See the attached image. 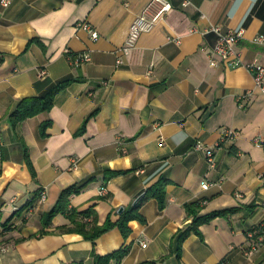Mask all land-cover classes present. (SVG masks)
Returning a JSON list of instances; mask_svg holds the SVG:
<instances>
[{"label":"crops","instance_id":"obj_1","mask_svg":"<svg viewBox=\"0 0 264 264\" xmlns=\"http://www.w3.org/2000/svg\"><path fill=\"white\" fill-rule=\"evenodd\" d=\"M148 1L0 2V244L11 245L0 264H94V253L125 244L130 250L118 264H216L224 257L231 264H264V243L246 253L248 230L264 219V93L244 67H211L206 55L217 39L211 27H241L242 58L264 64V44L252 41L264 34V0H169L166 17L143 32L117 65L129 24ZM84 23L97 31L96 39ZM66 49L91 59L72 66ZM66 78L73 80L49 111L12 128L9 113L21 98L43 94ZM245 93L240 106L237 97ZM94 110L84 132L75 134ZM47 119L51 125L42 136L39 125ZM226 129L233 137L220 144ZM196 141L213 150L214 168L204 150L193 148ZM105 169L120 172L105 181ZM160 177L168 179L166 205L160 209L155 198L146 200L140 207L146 223L130 221L126 239L118 227L94 242L58 231L69 224L60 213L43 224L69 185L93 179L70 196V205L92 206L102 224ZM204 180L216 184L204 189ZM41 189L45 200L14 215L3 229L2 222ZM196 200L202 214L237 209L200 225L202 236L190 233L177 257L174 237L191 220L185 204Z\"/></svg>","mask_w":264,"mask_h":264},{"label":"trees","instance_id":"obj_2","mask_svg":"<svg viewBox=\"0 0 264 264\" xmlns=\"http://www.w3.org/2000/svg\"><path fill=\"white\" fill-rule=\"evenodd\" d=\"M29 45V44H28ZM73 79H63L57 82L55 85L51 86L45 93L40 95H33L28 97L21 98L13 110L9 113V120L12 124V128L14 129L17 124L21 121L32 117L40 112L49 111L55 100V96L58 92L63 90L67 85L72 82ZM95 113V110L92 111L88 117L83 121L79 129L75 132V134H81L85 130V124L87 119L91 117ZM51 125V120L47 119L40 123L39 125V133L40 135H46V129ZM222 144V142H219ZM24 155L26 165L32 175L35 177V171L33 169L32 163L28 157L27 147L24 146ZM2 161V152L0 148V166ZM120 171H114L111 169H105L103 178L105 181L110 179L112 176L118 174ZM93 179H88L87 181L81 182L79 184H72L65 188H63L55 202V204L46 212L45 219L43 220V224L46 226L51 222V219L54 215L60 213L63 214L69 220L68 225H63L58 227V231H73L80 233L84 238L95 241L101 234L111 229L112 227H118L122 236L126 239L131 233L130 221L137 220L140 223H146L144 216L140 213L141 205L148 200L149 198H155L158 207L160 209L164 208L166 205V184L168 183V179L165 177H160L156 182L150 185L143 193L141 198L133 203L132 205L125 207L121 213L118 214L117 218L112 219L111 215L108 214L102 224H98L97 213L93 209L92 206H88L84 209H78L72 205H70V196L72 194H77L80 192L86 184ZM37 194L31 199L27 200L22 206H20L17 210H15L4 222H2L1 226L3 229H8V222L14 215H21L23 210L28 208H32L37 202ZM202 206L201 200H196L191 203L185 204V210L187 215L191 218L190 222L178 233L175 235V243H176V251L177 257L181 255V246L183 241L190 235V233H196L200 237V225L207 223L214 219L215 217H227L229 214L235 212L236 207L215 209L209 211L207 213H200V208ZM24 217V216H23ZM24 219V218H23ZM257 227V225L251 227L249 230H253ZM46 232L45 230H40V233ZM2 244V243H1ZM130 245L125 244L120 246L117 250L112 251L110 253L100 255L93 254V263L94 264H118L121 259L129 252ZM139 264H155V261H143Z\"/></svg>","mask_w":264,"mask_h":264},{"label":"built area","instance_id":"obj_3","mask_svg":"<svg viewBox=\"0 0 264 264\" xmlns=\"http://www.w3.org/2000/svg\"><path fill=\"white\" fill-rule=\"evenodd\" d=\"M2 6H7L10 0H0ZM183 4H187V1H183ZM172 8V4L169 0H149L142 10L137 13L129 24L127 35L123 43L119 46L120 54L116 56V64H122L124 56H127L137 44L139 36L143 32L150 31L156 22L164 19L167 13ZM83 27L90 32L91 38L96 39L98 36L97 31L88 23H84ZM211 30L217 33V39L214 45L210 49H206V55L208 59V65L211 67H218L220 65H226L228 67H244L247 69L254 81L255 87L259 92L264 93V64L260 63L256 59L251 61H245L240 52L238 51L237 44L242 38L243 28H229L226 31H220L219 27L213 26ZM252 41L257 44H264V34H257L252 38ZM66 55L69 63L72 66H78L91 59V56L87 53H73L69 49H66ZM46 71L44 68L40 69L38 75L42 77ZM247 97L246 93L238 95L237 99L239 105H243V99ZM233 137L232 129H226L220 139V142L225 141ZM159 142H163V138L159 136ZM256 141H260L261 137L256 136ZM119 145H122L120 139L117 140ZM1 144V142H0ZM196 150H204L206 155V161L209 168L215 167V160L213 150L206 148L201 141H196L194 146ZM216 184L214 182L204 180L201 183V187L207 189L209 186ZM100 194H105V187L102 185L99 187ZM241 196V194H237ZM46 197V191L41 189L38 191L37 200L44 201ZM262 243H264V219H262L257 227L247 232V248L246 253L251 254L257 250ZM142 246L146 243L142 242ZM11 248L8 243L0 244V255L7 252ZM216 264H231L227 257H224Z\"/></svg>","mask_w":264,"mask_h":264},{"label":"water","instance_id":"obj_4","mask_svg":"<svg viewBox=\"0 0 264 264\" xmlns=\"http://www.w3.org/2000/svg\"><path fill=\"white\" fill-rule=\"evenodd\" d=\"M142 194H140L135 200H134V203L137 202L140 198H141ZM123 210V207L120 206L118 209H117V212L118 213H121Z\"/></svg>","mask_w":264,"mask_h":264}]
</instances>
